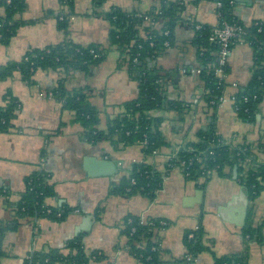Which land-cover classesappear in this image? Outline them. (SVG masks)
I'll list each match as a JSON object with an SVG mask.
<instances>
[{"label": "crops", "instance_id": "1", "mask_svg": "<svg viewBox=\"0 0 264 264\" xmlns=\"http://www.w3.org/2000/svg\"><path fill=\"white\" fill-rule=\"evenodd\" d=\"M24 2L25 9L16 15L24 24L8 44L0 42V65L19 59L29 49L44 48L64 39L79 45L97 44L107 52L97 66L87 71L38 69L31 84L24 82L18 72L0 80V106L5 104L8 90L19 102L13 127L0 132V220L6 223L11 219L8 203L19 200L25 190L24 179L39 169L51 174L54 195L47 197L46 203L70 209L63 220L24 218L15 229L6 231L1 241L4 254L0 264H27L34 254L52 250L66 255V245L73 239L79 240L87 255L95 251L99 256H91L88 264H145L126 246L121 226L126 215L142 221L160 218L165 222L158 230L160 257L165 262L185 257L184 232L201 226L208 249L194 263L213 264L216 257L245 252L248 264H264V225L251 237L243 234L246 225L256 228L264 224V190L250 199L234 174L211 172L206 177L188 179L181 167L170 161L179 148L196 141L198 131L212 123L218 141L249 145L252 157L264 163V94L252 120L239 117L231 100L253 75L252 46L238 42L231 47L222 81L226 100L214 112L203 102L201 72L188 71H201L200 47L193 41L198 33L194 27L202 24L203 29L209 27L210 33L218 23L214 0H105L101 7H96L93 0H75L71 9L59 0ZM169 2L179 3L181 18L174 28L172 45L154 62L165 70L175 69L171 82L166 84L168 98L194 107L184 110L182 120L173 110L152 112L164 116L159 126L166 143L151 154L145 155L141 144L122 146L105 137L95 143L87 142L73 112L53 98L49 88L62 77L68 90L86 87L88 101L99 111L97 127L105 133L110 119L121 113L120 104L135 98L139 86L124 66L118 67L120 55L109 45L110 24L104 13L114 6L146 13ZM232 10L245 25L264 21V0H234ZM3 11L0 7V15ZM59 13L70 14L66 31L57 26L55 15ZM183 68L187 71L183 72ZM86 155L115 160L120 168L111 176H88L83 168ZM139 162L160 174L161 185L154 198L141 193H110L112 184L128 175L132 164ZM3 192L6 194L2 195Z\"/></svg>", "mask_w": 264, "mask_h": 264}, {"label": "trees", "instance_id": "2", "mask_svg": "<svg viewBox=\"0 0 264 264\" xmlns=\"http://www.w3.org/2000/svg\"><path fill=\"white\" fill-rule=\"evenodd\" d=\"M75 0H59L60 4L73 8ZM96 7H101L105 0H93ZM24 0H0L3 14L0 15V42L8 44L15 35L18 27L24 21L16 19V15L25 9ZM221 18L230 22H237L245 26L247 33L244 41L248 42L253 49L254 71L251 79L244 87L237 91V101L243 96L251 98L256 95V100L239 102L236 111L239 117L252 120L255 116L256 105L264 94V21L261 31L250 23H241L232 14L233 5L226 1L223 3ZM182 7L177 2L162 4L159 9H151L145 13L150 20L145 21L120 7L114 6L104 13L110 24L109 45L119 52L118 67H125L128 75L138 82V95L120 104L122 111L110 119L105 133L98 129L99 111L88 101L86 87H75L71 90L64 85L65 77L57 81L56 86L49 88L53 98H57L64 107L71 110L75 119L82 126V136L87 142L95 143L98 140L110 138L122 146L141 144L142 151L151 154L166 142L161 133L160 123L163 115H153L154 110L169 111L177 113L178 119L184 117V110H190L193 105L179 99H169L167 96L170 76L175 72L165 70L155 63L165 47L164 41L172 45L173 32L178 19H180ZM47 15H50L48 12ZM70 14L59 13L55 15L59 29L67 30V22ZM168 30V35L163 32ZM193 41L199 46L198 60L201 65L200 79L203 81L205 93L203 102L213 112L218 105V98L223 93L222 81L219 82L213 75V69L205 66L215 61L217 46L209 42V27L197 31ZM153 43V45L150 44ZM107 49L97 44L79 45L64 39L54 45L44 48H33L27 50L19 59L7 61L0 65V80L10 77L18 72L20 78L31 84L33 75L38 69L61 70L63 73L69 71H87L97 66L106 55ZM192 106V107H191ZM19 102L11 93H5V104L0 106V132H7L13 127ZM244 109H247L244 111ZM197 140L190 142L186 147L179 148L170 161L173 165L181 167L188 179H199L206 177L211 172L221 175L232 176L236 171V178L245 188L248 197L254 199L264 190V163H255L249 145L220 144L214 133L213 124L198 131ZM198 157V158H197ZM184 161V164L181 162ZM227 170V171H226ZM51 174L44 169H39L28 175L25 179V190L19 200L8 203L12 211L11 219L4 223L0 220V256L2 237L6 231L15 229L20 220L24 218H48L63 220L70 209H59L46 203V198L54 195ZM134 183H131V180ZM161 177L158 171L144 162L133 163L129 174L122 176L119 181L112 184L110 193L118 192L123 195L134 193L144 194L152 199L160 188ZM6 194L3 192L2 195ZM60 214V215H58ZM163 221L160 218H151L142 221L134 215H126L121 222L122 234L126 237L127 248L130 252L145 264H198L187 261L185 257L165 262L160 257V245L158 230L161 229ZM263 225L253 228L246 225L243 228L244 236H252L258 232ZM188 234H192L191 238ZM201 226L196 229L186 230L183 242L186 254L196 258L208 247L203 241ZM69 253L63 255L57 250L47 253H36L26 263L33 262L42 264H53L65 261L70 264H88L91 256L99 257L95 251L87 255L78 239L69 241L66 245ZM185 254V255H186ZM213 264H248L247 254L224 255L216 257Z\"/></svg>", "mask_w": 264, "mask_h": 264}, {"label": "built area", "instance_id": "3", "mask_svg": "<svg viewBox=\"0 0 264 264\" xmlns=\"http://www.w3.org/2000/svg\"><path fill=\"white\" fill-rule=\"evenodd\" d=\"M224 1H226L229 5H234V0H214V7H215L216 14L219 17V20L215 26H212L210 33H209V37H208L209 42L215 44L217 46V49L215 51V61L209 63L207 66L210 67V69H213V75L217 78V80L219 82L224 80V76H225L224 70H225V67L227 66L231 47L238 42H241V43L245 42L244 36L247 33V30H246L244 25L237 23V22H230L226 19L221 18L223 7H224L223 6ZM7 2H9V0H7ZM134 15L138 16L140 18H144L145 21L150 20V18L147 15H145V13H143V12L142 13L141 12H134ZM252 23H253V25H255L257 27V31L262 30L263 21L256 20V21H253ZM194 29L196 31H200L203 29V25L202 24H196ZM168 33H169L168 30H165L163 32L164 35H168ZM150 44L153 45L152 42H150ZM162 45L165 48L170 46L169 41H167V40L164 41L162 43ZM182 71L186 72L187 70L185 68H183ZM188 71L191 73H194V74H199L201 72L198 68H190V69H188ZM233 86L236 87V89L239 88L236 83H233ZM237 91L231 96V100L234 103L235 112L238 109L237 104L239 102L246 103V102H249L250 100H256V98H257L256 95H252L251 98H249L248 96H243L241 98V100L237 101ZM49 94H51V93L49 92ZM225 100H226V97L222 93L218 98V105L222 104ZM246 110L247 109H244V111H246ZM218 143L228 144L226 142H220V141H218ZM181 163L184 164V161H182ZM131 183H134L133 179L131 180ZM58 215H60V214H58ZM161 223L163 225L165 224L164 221H161ZM192 236H193L192 234H188L189 238H191ZM185 258L187 261L195 262V258L189 254H186Z\"/></svg>", "mask_w": 264, "mask_h": 264}, {"label": "water", "instance_id": "4", "mask_svg": "<svg viewBox=\"0 0 264 264\" xmlns=\"http://www.w3.org/2000/svg\"><path fill=\"white\" fill-rule=\"evenodd\" d=\"M83 168L88 176H111L120 167L115 160L86 155L83 157ZM234 176H236V171H234Z\"/></svg>", "mask_w": 264, "mask_h": 264}, {"label": "rangeland", "instance_id": "5", "mask_svg": "<svg viewBox=\"0 0 264 264\" xmlns=\"http://www.w3.org/2000/svg\"><path fill=\"white\" fill-rule=\"evenodd\" d=\"M255 163H259V162H262V161H260V158L259 159H256L255 158V161H254Z\"/></svg>", "mask_w": 264, "mask_h": 264}]
</instances>
